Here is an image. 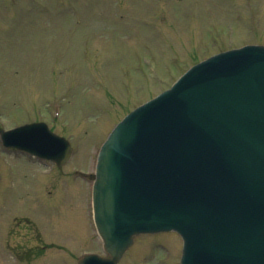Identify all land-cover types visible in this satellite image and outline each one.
I'll return each instance as SVG.
<instances>
[{"label": "rangeland", "instance_id": "374dc122", "mask_svg": "<svg viewBox=\"0 0 264 264\" xmlns=\"http://www.w3.org/2000/svg\"><path fill=\"white\" fill-rule=\"evenodd\" d=\"M62 3L78 17L58 16L70 14ZM119 7L122 16H116ZM256 41L264 42V0H0V123L45 120L71 136L79 149L71 163L88 170L109 129L183 68L218 48ZM58 102L62 110L54 119L49 108ZM5 160L0 201L6 212L28 211L47 228L61 224L64 239L80 223L90 237L88 183L69 182L49 163L22 155ZM168 233L141 235L122 264H179L181 240ZM41 236L44 253L30 262L9 256L7 264H58L49 259L85 247L45 230ZM55 240L63 246H50ZM90 249L103 254L98 239ZM5 259L0 250V264Z\"/></svg>", "mask_w": 264, "mask_h": 264}, {"label": "water", "instance_id": "95a60500", "mask_svg": "<svg viewBox=\"0 0 264 264\" xmlns=\"http://www.w3.org/2000/svg\"><path fill=\"white\" fill-rule=\"evenodd\" d=\"M34 131L45 136L39 153L59 164L70 154L42 123L1 136L9 144ZM94 177L111 257L80 264H115L133 234L167 228L184 237L183 264H264V45L211 56L127 114Z\"/></svg>", "mask_w": 264, "mask_h": 264}, {"label": "flooded vegetation", "instance_id": "af4514ba", "mask_svg": "<svg viewBox=\"0 0 264 264\" xmlns=\"http://www.w3.org/2000/svg\"><path fill=\"white\" fill-rule=\"evenodd\" d=\"M26 219H27L26 217L23 218V220H26ZM11 229L13 230V232L20 231V230L28 232V233H23V237H22L23 241L20 243V246H21V249L24 252L30 251L31 250V247H30L31 237H30V233L29 232H31V228L29 227V222L22 221L21 223H16V224H14L11 227ZM36 239H39V238H36ZM41 246L42 245H37L36 246L37 247V251L40 250Z\"/></svg>", "mask_w": 264, "mask_h": 264}]
</instances>
